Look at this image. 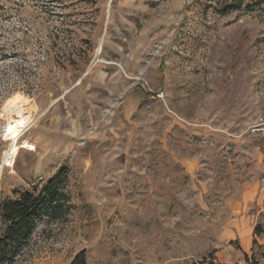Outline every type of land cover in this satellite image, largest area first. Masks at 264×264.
<instances>
[{
    "label": "rangeland",
    "instance_id": "rangeland-1",
    "mask_svg": "<svg viewBox=\"0 0 264 264\" xmlns=\"http://www.w3.org/2000/svg\"><path fill=\"white\" fill-rule=\"evenodd\" d=\"M220 2L0 0V203L71 201L16 264H264V9Z\"/></svg>",
    "mask_w": 264,
    "mask_h": 264
},
{
    "label": "trees",
    "instance_id": "trees-1",
    "mask_svg": "<svg viewBox=\"0 0 264 264\" xmlns=\"http://www.w3.org/2000/svg\"><path fill=\"white\" fill-rule=\"evenodd\" d=\"M264 9V0H221L218 14L228 16L236 12H255ZM264 41V38H263ZM66 171H62L56 178L41 189L22 192L14 199L0 203V264H16L30 248L34 235L39 226L47 220L57 223L71 211L70 198L65 191L64 178ZM260 228L257 235H263ZM255 246L257 242L253 243ZM70 264H88L86 252L75 256ZM194 264H224L218 262L214 256ZM232 264H263L256 257L245 255L244 263Z\"/></svg>",
    "mask_w": 264,
    "mask_h": 264
},
{
    "label": "bare ground",
    "instance_id": "bare-ground-1",
    "mask_svg": "<svg viewBox=\"0 0 264 264\" xmlns=\"http://www.w3.org/2000/svg\"><path fill=\"white\" fill-rule=\"evenodd\" d=\"M26 102V99H22L16 96L13 100H11L8 106L11 109V113L15 112L16 118H11L12 123L8 126V132L10 140L14 143L18 140V138L26 131L31 123L30 116H25L23 114V104ZM18 107V108H17ZM23 107V108H22ZM29 112V111H28ZM14 116V115H12ZM18 155V149L15 147L12 152L9 154V159L13 161V159Z\"/></svg>",
    "mask_w": 264,
    "mask_h": 264
},
{
    "label": "built area",
    "instance_id": "built-area-1",
    "mask_svg": "<svg viewBox=\"0 0 264 264\" xmlns=\"http://www.w3.org/2000/svg\"><path fill=\"white\" fill-rule=\"evenodd\" d=\"M256 134L262 135L264 137V122L257 126L254 130Z\"/></svg>",
    "mask_w": 264,
    "mask_h": 264
}]
</instances>
